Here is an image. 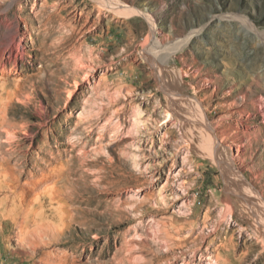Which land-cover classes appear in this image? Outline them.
<instances>
[{
  "label": "rangeland",
  "instance_id": "374dc122",
  "mask_svg": "<svg viewBox=\"0 0 264 264\" xmlns=\"http://www.w3.org/2000/svg\"><path fill=\"white\" fill-rule=\"evenodd\" d=\"M117 1L0 0V258L264 264V0Z\"/></svg>",
  "mask_w": 264,
  "mask_h": 264
},
{
  "label": "bare ground",
  "instance_id": "6f19581e",
  "mask_svg": "<svg viewBox=\"0 0 264 264\" xmlns=\"http://www.w3.org/2000/svg\"><path fill=\"white\" fill-rule=\"evenodd\" d=\"M102 1L109 3L110 5H115V6L119 7L120 9H123V8H121V6L122 7L126 6V5H124V3L117 1V0H102ZM126 8L130 9L129 7H126ZM126 10L127 9H125V11ZM198 106L200 107V104ZM201 110H202V108H201ZM211 131L209 129L207 132V139H208L207 142L210 144V146H212V145L214 146V145H216V142L214 140L215 139L214 134H212L213 132H211ZM210 142H212V143H210ZM239 186H240V184H239ZM232 188H234V187H232ZM251 190H252L251 192H254L253 189H251ZM254 193L256 195V192H254ZM244 195L246 196V199L248 202L250 200L254 201L253 203L250 202V208H249L250 211L253 212L250 214V216L252 217V229H253L254 234L257 237L262 238V240L264 241V201H262L261 199H258V198H253L251 196V195H253L252 193H244ZM256 201L258 202V204H256V206H255ZM219 224H220V222L217 221V224L215 225L216 228L214 230L216 233H217V228L219 227ZM222 245H223V249H224V243H222ZM211 262H212V264H229V258L222 257L220 255V253L218 252L217 254L214 255V259L211 258Z\"/></svg>",
  "mask_w": 264,
  "mask_h": 264
},
{
  "label": "built area",
  "instance_id": "2783aa9c",
  "mask_svg": "<svg viewBox=\"0 0 264 264\" xmlns=\"http://www.w3.org/2000/svg\"><path fill=\"white\" fill-rule=\"evenodd\" d=\"M0 264H12V263L5 258H0Z\"/></svg>",
  "mask_w": 264,
  "mask_h": 264
}]
</instances>
